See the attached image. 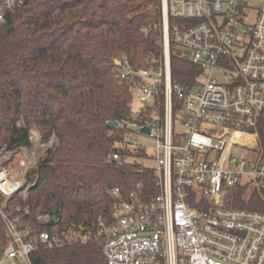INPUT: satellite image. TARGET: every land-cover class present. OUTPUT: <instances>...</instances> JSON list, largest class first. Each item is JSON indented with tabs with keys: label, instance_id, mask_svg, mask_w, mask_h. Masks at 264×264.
I'll list each match as a JSON object with an SVG mask.
<instances>
[{
	"label": "built area",
	"instance_id": "2783aa9c",
	"mask_svg": "<svg viewBox=\"0 0 264 264\" xmlns=\"http://www.w3.org/2000/svg\"><path fill=\"white\" fill-rule=\"evenodd\" d=\"M23 1L0 0V24ZM161 12L162 33L156 39L163 50L160 63L152 58L136 69L124 61L117 68L144 110L149 105L154 109L118 122L121 133L108 157L120 162L139 153L154 161L146 167L155 171L159 193L147 201L133 193L121 199L118 188H112L109 193L118 200L111 219L71 221L60 231L35 234L24 219L27 206L6 212L0 204L10 236L0 264L10 259L31 264L30 254L39 246L90 241L100 244L107 264H264V211L232 206L244 186L264 190L259 137L264 122V0L255 5L250 0H161ZM170 42L178 57L197 67L190 87L172 82ZM160 93L161 112L155 107ZM29 138L40 147L34 160L39 163L53 139L43 143L35 131ZM28 148H0L4 200L29 194L25 160H18L21 173L2 162L4 157L15 161ZM60 219V209H52L34 220L53 227Z\"/></svg>",
	"mask_w": 264,
	"mask_h": 264
},
{
	"label": "trees",
	"instance_id": "16d2710c",
	"mask_svg": "<svg viewBox=\"0 0 264 264\" xmlns=\"http://www.w3.org/2000/svg\"><path fill=\"white\" fill-rule=\"evenodd\" d=\"M161 0H24L0 24V148L20 151L31 146V131L40 141L53 139L37 168L27 174L31 185L24 199L15 194L2 209L29 208L24 217L34 234L60 231L69 222L111 219L117 197L131 193L142 201L159 193L152 168L132 161H112L113 143L121 133L111 121L129 122L151 113L144 107L133 115L131 86L117 68L127 61L145 67L160 63ZM170 42L172 82L190 87L197 67L178 57ZM119 63V65L117 64ZM162 94L155 105L162 110ZM264 147V122L259 127ZM242 191L232 206L264 211V190ZM242 195V196H241ZM60 209V222L39 226L38 215ZM10 236L0 213V255ZM32 264H107L98 242L62 247L39 246Z\"/></svg>",
	"mask_w": 264,
	"mask_h": 264
},
{
	"label": "rangeland",
	"instance_id": "374dc122",
	"mask_svg": "<svg viewBox=\"0 0 264 264\" xmlns=\"http://www.w3.org/2000/svg\"><path fill=\"white\" fill-rule=\"evenodd\" d=\"M250 3L251 4H257V0H250ZM162 25V24H161ZM119 65V64H118ZM202 79H199V81H201ZM133 96V95H132ZM142 104L140 103V101H138L136 98H133L132 99V102H131V112L132 114L134 115L135 112L139 111L140 109H142ZM176 128L180 129L182 128L180 122H176ZM36 132V131H35ZM38 135L39 133L36 132ZM143 143L149 145L150 142L149 140H145L144 139L142 140ZM39 146H35V145H31L30 148L26 149V150H23L21 152V154H19V156L16 157V159H14L15 161L11 160L9 157H4L2 158V162L3 164L12 172L16 173V172H22L23 171V167L21 168L18 164V160L19 159H24L26 164L30 167L32 166L31 168L28 167V169L25 171L26 173V176L27 174L33 170V168L37 167V164H38V161L36 163H34V160H35V156H37L38 154L41 153V150H39ZM233 152L235 155L237 156H240L241 155V151L239 148L237 147H234L233 148ZM137 154V153H136ZM136 154L134 156H127L126 159H125V162H128V161H132L133 158L136 156ZM139 154V153H138ZM135 162L139 163V164H143L145 166H152L154 165V161L152 160H149V159H146V158H141V157H135ZM253 190V187L249 186V185H246L244 186L240 192L242 191V197L245 198V200H247V197L250 195V193L252 192ZM239 192V193H240ZM3 264H26L24 260H20V259H10V260H5L3 262ZM32 264V263H31Z\"/></svg>",
	"mask_w": 264,
	"mask_h": 264
},
{
	"label": "water",
	"instance_id": "95a60500",
	"mask_svg": "<svg viewBox=\"0 0 264 264\" xmlns=\"http://www.w3.org/2000/svg\"><path fill=\"white\" fill-rule=\"evenodd\" d=\"M117 64H119V63H117ZM132 95L135 98L136 93L133 91ZM109 125L112 126V127H117L119 125V123H118V121H111V122H109ZM128 129L133 131V132H135L137 130V127L136 126H129ZM141 131L147 133L148 132V128L147 127H143Z\"/></svg>",
	"mask_w": 264,
	"mask_h": 264
},
{
	"label": "bare ground",
	"instance_id": "6f19581e",
	"mask_svg": "<svg viewBox=\"0 0 264 264\" xmlns=\"http://www.w3.org/2000/svg\"><path fill=\"white\" fill-rule=\"evenodd\" d=\"M241 138H243V140H246L244 137H241Z\"/></svg>",
	"mask_w": 264,
	"mask_h": 264
}]
</instances>
